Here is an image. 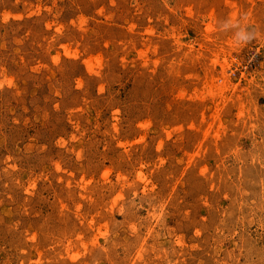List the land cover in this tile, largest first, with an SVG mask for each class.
Returning a JSON list of instances; mask_svg holds the SVG:
<instances>
[{"label": "rangeland", "instance_id": "1", "mask_svg": "<svg viewBox=\"0 0 264 264\" xmlns=\"http://www.w3.org/2000/svg\"><path fill=\"white\" fill-rule=\"evenodd\" d=\"M0 264H264V0H0Z\"/></svg>", "mask_w": 264, "mask_h": 264}, {"label": "clouds", "instance_id": "2", "mask_svg": "<svg viewBox=\"0 0 264 264\" xmlns=\"http://www.w3.org/2000/svg\"><path fill=\"white\" fill-rule=\"evenodd\" d=\"M248 21V14L244 13L236 19L228 18L218 20L216 22V27L221 32H231L234 45L240 47L251 43L260 36L259 30L251 26Z\"/></svg>", "mask_w": 264, "mask_h": 264}]
</instances>
